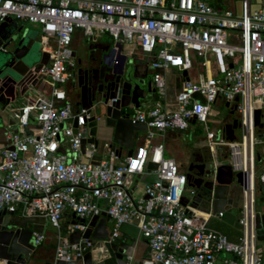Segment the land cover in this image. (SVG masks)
<instances>
[{
	"label": "built area",
	"instance_id": "obj_1",
	"mask_svg": "<svg viewBox=\"0 0 264 264\" xmlns=\"http://www.w3.org/2000/svg\"><path fill=\"white\" fill-rule=\"evenodd\" d=\"M8 17L40 27L50 63L39 74L46 76L50 89L33 90L23 97L25 105L11 110L10 142L0 149V212L10 220L42 216L56 230L65 209L77 221L105 212L113 222L107 244L118 237L123 224L135 223L147 241L152 264H264L252 223L253 181L248 179L243 190L238 220L242 235L232 242L208 227L212 212L192 206L196 192L188 188L186 174L165 156L163 144L152 143L156 134L186 130L193 117L206 125L216 100L234 105L242 136L236 144L206 131V148L213 159L218 147L228 148L232 156L241 146L264 143V132L256 137L254 125L256 110L264 117V0H239L237 8L234 0L225 6L208 0H0V24ZM75 29L94 41L108 34L115 52L120 44L126 54L139 52L148 60L157 99L131 117L146 124V142L123 161H118L111 142L91 144L81 152V127L91 115L76 112L66 91L75 70ZM194 56L200 59L202 73L196 81L183 82L176 110L168 111L159 101L166 91L165 73L188 72ZM33 122L36 130L31 131ZM93 156L101 160L92 161ZM149 162L157 165V179L135 200L126 177L144 173ZM242 163L246 171V161ZM218 165L215 159L214 168ZM257 179L264 185V167ZM72 226L73 231L85 229ZM44 240L42 233L32 232L34 247ZM91 247L88 240L71 244L61 239L54 260L75 261ZM132 263L127 256L126 264Z\"/></svg>",
	"mask_w": 264,
	"mask_h": 264
},
{
	"label": "water",
	"instance_id": "obj_2",
	"mask_svg": "<svg viewBox=\"0 0 264 264\" xmlns=\"http://www.w3.org/2000/svg\"><path fill=\"white\" fill-rule=\"evenodd\" d=\"M28 32L25 25L15 23L12 24L11 30L0 32V137L7 131L11 132V126L14 125L11 110L18 106L16 103L20 104L25 95L32 93L40 82L46 80V76L39 74L44 67L42 62L32 66L28 64L27 57L30 56L35 43ZM117 48L115 52L113 42H110V50L107 54L99 56L103 71L99 80L105 84V87L100 86L92 91L87 85H82L81 82L78 84L80 98L73 108L76 112L86 110L91 115L81 127L83 138L80 149L83 154L89 149V145L98 147L103 143L99 139L101 126L110 129L109 141L116 147L118 158L123 151L126 152V157H131L137 147L135 142L139 140V133L147 131L146 124L134 121L131 117L134 111L141 108V102L156 92L151 74L148 73L146 77L138 73L135 57L126 54L120 44ZM146 71H149L147 67ZM183 76L184 81L187 82L189 80L187 73L183 72ZM226 106L228 107V104ZM92 111H97L98 114L93 115ZM260 117V111L256 110L254 125L263 129ZM194 122L195 117L192 119V123ZM73 127L76 134L77 119L74 120ZM238 127V121L235 119L231 125L225 126L222 135H230L226 139L234 142V130ZM58 152L64 154L62 148ZM210 157L212 162L208 166H203L202 173L195 174L189 168L186 178L187 186L196 192L192 206L200 207L205 211L210 210L212 216H215L231 209L229 206L234 202L230 197L232 189H240L243 195L247 179H254L255 176H251L247 170L235 171L231 164H220L215 169V159L211 155ZM91 160L99 162L101 156H93ZM146 169L154 171L157 165L149 162ZM134 177L132 174L127 175L126 186L131 185ZM186 203L187 201L182 199V204ZM105 217L107 214L103 212L100 216L93 217L88 224L84 220L75 221L73 225L80 224L85 229L83 232L78 230L71 232L69 242L75 244L80 239H84L88 240L92 247L75 261H56L53 264H126V257L130 256L127 246L102 243L108 238L103 219ZM252 223L257 241L264 246V209L254 206ZM8 224L14 225L7 226ZM34 250L32 231L17 227L13 220H10V215L4 210L1 211L0 264H27V259ZM132 264L152 263L149 259H144L135 260Z\"/></svg>",
	"mask_w": 264,
	"mask_h": 264
},
{
	"label": "crops",
	"instance_id": "obj_3",
	"mask_svg": "<svg viewBox=\"0 0 264 264\" xmlns=\"http://www.w3.org/2000/svg\"><path fill=\"white\" fill-rule=\"evenodd\" d=\"M208 1L213 4H216V5L221 4L223 6L229 3L228 1L225 4H223L220 0H208ZM235 3H236V8H237L239 5V0L235 1ZM23 25H27V24H23ZM33 26H37V25H33ZM106 37L108 39L107 41H103L105 37H102V38L99 37L97 38V40L94 41V40H91L89 37L85 36L80 29H75L72 35L71 48L73 52L78 51L79 53H84L86 49L88 48V46L92 44L93 47L96 50H98L97 48L99 46H104L108 42H112L111 37H108V36ZM40 40H41V44L44 46V42L41 39V37H40ZM133 56L136 59L138 68L143 67L146 69V66L142 65V59L144 58V56L140 55L139 52H136ZM140 56L142 58H139ZM148 73L150 74V71H148ZM186 73H187V77L191 81H196L199 74L202 73V66L200 64V59L197 56L193 57L192 68ZM184 80L185 78L183 76V73H179L176 69H169L165 73L166 91H165L164 97L160 98L159 101L166 110L168 111L176 110L177 95H178V92L183 87ZM49 89H50L49 81L40 82L37 88V90L41 92H45V93H47ZM73 90H74L73 82L72 80H70V82L66 86V91H67L68 101L74 107L76 99H74V97H71L73 94ZM156 99H157V94L155 92L154 99L144 100L143 102H141V108L139 110L134 111V113L145 112L146 110L152 107ZM226 104L227 103H224L221 100H216L215 103L211 104V111L208 116L206 125H202L196 121L192 123V120H191L186 130L184 131H171L170 130L164 133L156 134L152 140V143L153 144H163L165 156L167 158L175 160L180 171L184 174H187L184 168V164L188 163L192 153L196 154L202 147L206 148V145H207L206 131L214 133L215 136H216L215 132L220 131V136L218 138H222L225 141L230 142L229 140L226 139V138H229L230 135H227V136L222 135L221 125L225 124L228 121L230 122V124H232L233 120L238 119L237 121H239L238 122L239 127L234 130V137H235L234 143L237 144L241 142L242 130H241V124H240L238 113L236 112L233 104L231 105L228 104V107L226 106ZM21 105H25L23 104V101H21V104L17 107H20ZM222 107L226 110L222 118L220 120L213 119L212 114L217 113L219 115V113H221L220 108ZM234 116H235V119H234ZM196 124L198 128L204 129L203 137H198L196 140L192 139L193 143L190 146L187 145V141H185V143L181 142L180 139H182L184 135L185 136L190 135V130L195 131L192 126ZM260 124L264 126V117L262 116L260 117ZM210 125L212 126L210 127ZM101 127L102 128L99 131V139L103 141V143L110 142L109 141L110 135H111L110 129L104 128L103 126ZM12 129L14 130L15 127H12ZM255 129H256V132H255L256 137L259 138L261 133L264 132V128L259 129L258 127H255ZM34 130H36V124L33 122L31 124V131H34ZM236 131H238V136L236 135ZM145 142H146V135L144 133V137H142V139L137 140L135 144L137 147H141L142 145H144ZM1 148L2 146H0V149ZM216 153H219V155L221 156V160L217 161L219 165L220 164H231L235 171L243 170L244 166L242 162L246 161V170H248L251 176L253 175L255 176L254 179L253 178L251 179L255 185V192L259 190L264 191V185L259 184L258 179H257L261 169L264 167V143L257 144L254 147H246L245 149H243V147L241 146L240 151L236 149L235 154H233L232 156H230L229 150L226 147H218L215 152V157H216ZM125 158H126V152L123 151L118 161H123L125 160ZM222 160H225V161L227 160L226 161L227 163L223 162ZM156 179H157V176L155 172L148 171L147 169L145 170L144 173L140 175H136L130 187L131 196L135 200H138L139 198L144 197L145 185L151 184L152 182L156 181ZM101 205H102V208H105L104 202H101ZM242 206H243V196H242L241 204H237V202H233L232 205L229 206V208L231 209L225 211L221 217H218L217 215L211 216L208 221V227L222 233L230 241L238 242V240L240 239L242 235V227L238 223V220L242 215V210H241ZM100 219H102V217ZM103 219L105 220L106 230L108 231V235H109L113 228V222L110 220L108 216ZM90 220L89 221L86 220L85 221L86 224H88ZM13 221L17 225V227H20V228H23V229H26L32 232L42 233L45 236L44 242L40 246L35 247V250L31 253L32 262H29V264H53L55 263V260H54L55 247L57 246L59 240L69 238V235L73 231L72 225L75 221H77V218L74 216V214L70 210L65 209L62 214L60 230H56L55 228H53L52 225L47 220V218L42 217V216H31V217H24V218L15 216ZM62 225L64 226L63 229H62L63 227ZM102 243L107 244V240L103 241ZM113 243L127 246L128 253L133 258V262L135 260L149 259V248H148L147 241L139 236V231L135 223L123 224L119 229L118 237L115 238ZM257 247L261 255L264 256V246H262L260 243H257Z\"/></svg>",
	"mask_w": 264,
	"mask_h": 264
},
{
	"label": "flooded vegetation",
	"instance_id": "obj_4",
	"mask_svg": "<svg viewBox=\"0 0 264 264\" xmlns=\"http://www.w3.org/2000/svg\"><path fill=\"white\" fill-rule=\"evenodd\" d=\"M97 49L98 50H96L91 44L88 46V48L84 53H79L78 51L73 52L74 54L73 58L75 60V70H74V76L71 79L74 87L73 94L71 97H74V99H76L75 100L76 102L80 98L81 92H80V87L78 86L80 82L82 83V85L84 84L87 85V87H89V89L92 91L100 86L105 87V84H103L99 80V77L103 75L102 74L103 71H101L99 56L107 54V52L110 50V42H108L104 46H99ZM139 58L142 57L140 56ZM142 65L146 67L148 66L147 58L144 57L142 59ZM137 72L143 74L146 77L149 75L146 69L143 67L137 68ZM154 97H155V93L152 94V96L149 97L147 100H153ZM227 125H231L229 121L221 125L222 130ZM214 158L217 161L221 160V156L219 155V153H216V157ZM211 162H212V158L210 157L208 150L205 147H202L196 154L192 153L188 163L184 164V168L186 172H188V169L191 168L193 173L198 174V173H202V170H204L203 166H208L210 165ZM240 195L242 200V196H243L242 193ZM254 198H255V206L264 209V191L263 190L256 191L254 194Z\"/></svg>",
	"mask_w": 264,
	"mask_h": 264
},
{
	"label": "rangeland",
	"instance_id": "obj_5",
	"mask_svg": "<svg viewBox=\"0 0 264 264\" xmlns=\"http://www.w3.org/2000/svg\"><path fill=\"white\" fill-rule=\"evenodd\" d=\"M223 4H225L226 2L230 1V0H220ZM237 1V0H234ZM15 23L17 25H19L20 23L15 21L14 19L8 17L4 20V22L0 25V32L2 31H7V30H11L12 28V24ZM26 28H28V34L29 37H31L33 40H35V43L32 47V52L30 53V56L27 57V61L29 65H37L38 63L42 62L44 64V66H49V55L44 52L43 50V45L41 44V40H40V29L38 26H33V25H25ZM110 37L108 34H102L100 37H105L103 39V41H107V37ZM48 81V79L45 80V82ZM21 101H23V99H21ZM21 104V102H20ZM19 102L16 103V105H20ZM221 113H219V115L217 113H213L212 114V118L216 119V120H220L224 114V112H226V110L222 107L220 108ZM92 114H98L97 111H92ZM212 125H210L211 127ZM193 130H190V135L189 136H183L182 139H180L181 142L185 143V141H187V145L190 146L192 145L193 141L192 139L196 140L198 137H203L204 135V129L203 128H198L197 124L192 126ZM10 133V132H9ZM8 131L5 132L2 137H0V146L2 147H6L9 144V139H8V135H9ZM216 136L219 137L220 136V131H216ZM236 135L238 136V131H236ZM142 137H144V133H139V139H142ZM223 162H226L225 160H222ZM227 163V162H226ZM241 190L240 189H232L230 197L233 199L234 202H237V204H241ZM14 222V221H13ZM12 223V222H11ZM14 224H8L7 226H11ZM63 226V225H62ZM64 228V226L62 227V229ZM63 231V230H62ZM63 234V232H62ZM29 262H32V258L31 256L27 259V264H29Z\"/></svg>",
	"mask_w": 264,
	"mask_h": 264
}]
</instances>
